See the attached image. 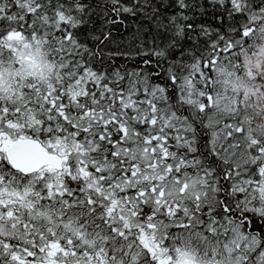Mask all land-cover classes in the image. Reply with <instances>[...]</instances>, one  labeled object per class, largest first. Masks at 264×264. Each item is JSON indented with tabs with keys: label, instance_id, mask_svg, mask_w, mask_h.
I'll return each instance as SVG.
<instances>
[{
	"label": "snow or ice",
	"instance_id": "snow-or-ice-1",
	"mask_svg": "<svg viewBox=\"0 0 264 264\" xmlns=\"http://www.w3.org/2000/svg\"><path fill=\"white\" fill-rule=\"evenodd\" d=\"M0 264H264V0H0Z\"/></svg>",
	"mask_w": 264,
	"mask_h": 264
}]
</instances>
